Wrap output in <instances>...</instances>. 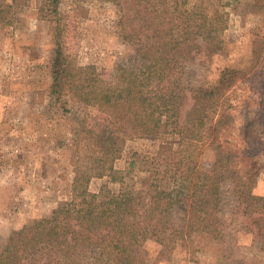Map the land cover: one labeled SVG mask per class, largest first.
I'll use <instances>...</instances> for the list:
<instances>
[{
	"label": "rangeland",
	"instance_id": "obj_1",
	"mask_svg": "<svg viewBox=\"0 0 264 264\" xmlns=\"http://www.w3.org/2000/svg\"><path fill=\"white\" fill-rule=\"evenodd\" d=\"M43 1L0 0L1 6L15 4L8 12L12 24L0 23V250L26 224L70 201L81 135L84 129L99 133L108 124L98 108L51 94L56 43L52 25L40 17ZM253 1L222 0L224 49L189 61L184 82L217 91L223 110L233 116L225 139L243 151H252L250 143L259 148L249 163L234 164L242 185L236 186L232 169H222L213 202L215 231L193 233L169 260H158L162 245L147 241L150 264H264V14L254 12ZM59 9L62 43L74 64H94L105 80H113L122 65H137L142 52H160L143 35L133 36L137 29L156 26L149 8L125 0H61ZM245 128L252 130L248 138ZM159 143L130 137L115 166L124 169L134 152L154 154ZM216 160L214 149L205 145L199 165L210 171ZM148 176L134 172L130 187L145 189ZM106 181L95 178L90 189L96 192ZM109 185L115 192L121 188ZM173 206V220L183 226L188 219L184 194L177 193Z\"/></svg>",
	"mask_w": 264,
	"mask_h": 264
},
{
	"label": "trees",
	"instance_id": "obj_2",
	"mask_svg": "<svg viewBox=\"0 0 264 264\" xmlns=\"http://www.w3.org/2000/svg\"><path fill=\"white\" fill-rule=\"evenodd\" d=\"M60 2L44 0L39 10L52 25L56 43L49 90L57 99L98 108L108 124L99 133L84 129L81 135L70 201L16 232L0 250V264H82V257L86 264H150L149 240L162 245L158 260H169L193 233L215 231L213 202L222 169H232L236 186L242 185L234 164L249 163L259 148L250 143L252 151H243L225 139L233 116L223 110L217 91L184 82L189 61L224 49L222 0H125L151 10L156 26L137 29L133 36L143 35L160 52H142L137 65H122L113 80L102 78L94 64H74L62 43ZM14 7V2L0 5V23L12 24L8 12ZM253 10L264 14V0H254ZM244 133L248 138L252 130ZM133 136L159 140L158 149L154 154L134 152L128 165L118 169L115 162ZM205 145L217 154L210 171L199 165ZM134 172L149 175L145 189L130 187ZM95 178H108L96 192L90 189ZM109 182L120 184L119 191ZM177 193L188 203L183 226L172 215Z\"/></svg>",
	"mask_w": 264,
	"mask_h": 264
}]
</instances>
